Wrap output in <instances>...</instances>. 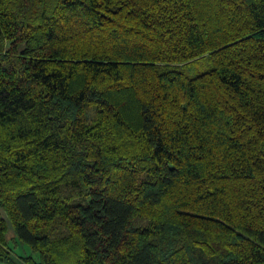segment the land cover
Instances as JSON below:
<instances>
[{
	"label": "trees",
	"instance_id": "16d2710c",
	"mask_svg": "<svg viewBox=\"0 0 264 264\" xmlns=\"http://www.w3.org/2000/svg\"><path fill=\"white\" fill-rule=\"evenodd\" d=\"M0 260L264 264V0H0Z\"/></svg>",
	"mask_w": 264,
	"mask_h": 264
},
{
	"label": "rangeland",
	"instance_id": "374dc122",
	"mask_svg": "<svg viewBox=\"0 0 264 264\" xmlns=\"http://www.w3.org/2000/svg\"><path fill=\"white\" fill-rule=\"evenodd\" d=\"M7 220V233L6 236L8 238V244L9 246L13 249V257L15 259H19L18 255H25V254H30L33 253L30 246L26 243L21 242L15 235L13 228H12V224L11 221L6 217ZM0 264H8L4 261L0 260Z\"/></svg>",
	"mask_w": 264,
	"mask_h": 264
},
{
	"label": "crops",
	"instance_id": "0c3cea01",
	"mask_svg": "<svg viewBox=\"0 0 264 264\" xmlns=\"http://www.w3.org/2000/svg\"><path fill=\"white\" fill-rule=\"evenodd\" d=\"M6 238H7V236H6ZM7 242H8V238H7Z\"/></svg>",
	"mask_w": 264,
	"mask_h": 264
}]
</instances>
